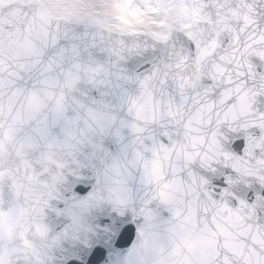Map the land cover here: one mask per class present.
<instances>
[{
  "label": "clouds",
  "instance_id": "clouds-1",
  "mask_svg": "<svg viewBox=\"0 0 264 264\" xmlns=\"http://www.w3.org/2000/svg\"><path fill=\"white\" fill-rule=\"evenodd\" d=\"M0 264H264V0H0Z\"/></svg>",
  "mask_w": 264,
  "mask_h": 264
}]
</instances>
